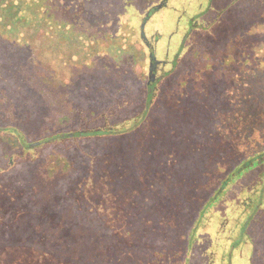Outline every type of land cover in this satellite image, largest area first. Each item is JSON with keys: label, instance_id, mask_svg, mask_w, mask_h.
<instances>
[{"label": "trees", "instance_id": "16d2710c", "mask_svg": "<svg viewBox=\"0 0 264 264\" xmlns=\"http://www.w3.org/2000/svg\"><path fill=\"white\" fill-rule=\"evenodd\" d=\"M67 1L0 0V80L10 82L11 87L17 84L21 90L19 98L16 99L10 91L11 88L9 90L8 86L0 85V145L3 148L0 161H5L9 166L0 167V174L18 169L12 167L15 158L28 160V167L13 177L12 186L4 189L5 194H0V212L3 214L0 224V259L6 261L0 264H11L15 259L5 256L13 249L12 246L19 251L25 246L32 251V255L38 251L39 263L42 262L41 258L48 257L46 253L51 251L49 244L57 242V239L62 237V232L67 233L72 240L69 245L59 248L62 264L108 263L111 258L116 257L119 264V244L102 234L99 227L64 200L65 188L71 179L79 177L80 174L85 176V166H88V160L85 158L89 154L88 151L95 153L106 147L124 144L130 147L129 156L124 158L132 161L136 176L141 178L145 176L143 168L151 167H137L139 160H144V155L165 139L179 140L177 145L181 149H178L176 158L179 178H173L169 191L163 192L168 196L162 199L168 201L165 220L161 225L163 231L152 233L149 241L155 245H164L163 251L168 253V257L173 255L172 258L177 263L189 264L194 258L193 246L198 244L197 241L194 242V234L199 229L210 228L214 211L224 202L246 215L248 219L251 218L247 228L242 226L239 231L240 238L249 235L254 222H260L256 215L264 214V89H256L259 96L252 99L251 103L242 102L241 105L232 107L220 93L207 88L211 89L210 108L207 112L198 111V96L194 93L192 103L188 104L189 101L180 95L181 84L173 85L171 91L170 87L167 92L164 91L171 76L183 65L194 68L200 65V61L196 59L198 54L216 55L225 51L224 47L199 46L194 48L187 59H182L181 54L186 48L188 37L196 26L195 17H191L187 24L188 31L182 36L179 50L171 62L158 59L156 54L163 38L162 33L156 29L157 31L149 37L145 30L149 17L144 20L142 29L140 28V39L147 49V58L143 53L141 56L147 63L146 72L142 77L131 71L126 74L121 71L119 74L113 69H108L102 75L109 78L113 73L114 79L96 83L94 78L100 71L101 58L110 60L106 54L93 55L91 60L96 66L94 71H90L88 75L77 73L70 84L57 77L55 71L45 77L33 75L34 69L39 65L55 70L54 56L57 48L62 50L61 62L69 67L73 63L70 52L75 49V42L78 46L77 54L84 55L90 49L96 51L95 45L100 42L106 49L121 48L124 52L135 44L130 33L125 40H121L120 36L117 37L106 29L104 31L106 20L98 10H94L89 1L79 3L77 12L67 7ZM159 8L160 6L156 5L151 12L158 11ZM241 8L247 9L250 14L247 17L245 16L248 11L242 14L238 24L249 23V28L246 34L239 35L242 32L239 29L237 33L230 35L226 38V44L234 43L235 50L242 46V51L247 54L245 64H249V71H255L256 77H259L264 75V0H247L234 9L241 12ZM78 38L80 42L77 41ZM87 40H90L91 44H87ZM125 43L128 48H123ZM39 46L48 51L35 53L34 56V51ZM45 56L51 63L42 64ZM139 63L141 65V62ZM226 66L228 70L231 68L232 72L238 68V64L226 65L219 62L218 70H225ZM167 67H170V70L166 71ZM214 67L215 65L211 68ZM212 75L221 77L217 72ZM222 79V83L226 84L227 78ZM89 80L97 84L95 86L99 88L100 93H120L132 91L136 87L140 105L133 115L121 122L109 123L106 119L104 125L84 127L100 115L96 109L80 101L82 90ZM158 99L161 104L156 103ZM175 99L176 106L168 107L165 104ZM20 100L26 101V104ZM157 104L162 108L159 120H155L153 112ZM232 108L240 118L235 127L236 129L240 126V131L232 132L226 141H222L215 134L216 131L201 135L195 130L199 125L209 127L210 131L214 130V116L231 112ZM202 114L207 117L200 118ZM243 114L247 120H243ZM6 115L15 117L16 120L12 118V121H8L14 123H7ZM154 121L159 131L154 130L151 134V129H154L151 124ZM233 126L230 125L231 130H234ZM190 130L193 132L189 133ZM239 139L246 150L240 147ZM67 141L73 144L63 147L61 144ZM252 142L254 145H251ZM49 144H55L56 148L45 158H41L39 151ZM59 147L66 152H58ZM69 154L76 158L72 159ZM122 155L124 153L119 152V157H123ZM240 180L248 183H242L237 188L236 184ZM140 192L143 199L138 203L139 208L145 209L155 203V198L148 188L140 187ZM231 198L235 200L236 205ZM13 199L18 202L17 208L6 211L7 206L14 207L10 203ZM177 199L186 209V221L180 224L166 219L173 215L171 208ZM218 203L220 205L216 207ZM51 208H56L62 215L60 224L54 228L49 226V217L45 215ZM17 210L19 216L16 214ZM229 222V219L225 218V221L219 224L217 234L231 232L228 230Z\"/></svg>", "mask_w": 264, "mask_h": 264}, {"label": "rangeland", "instance_id": "374dc122", "mask_svg": "<svg viewBox=\"0 0 264 264\" xmlns=\"http://www.w3.org/2000/svg\"><path fill=\"white\" fill-rule=\"evenodd\" d=\"M68 1L69 5L67 7L72 8L75 12L78 11L79 3L89 1L90 4H93L94 10H98L100 15L105 18L104 31L106 29L109 33L117 37L120 36L121 40H125L127 34L130 33L133 36L132 39L135 44L128 51L124 52L121 48L116 50L106 49L100 42L95 45L96 51L90 49L84 55L83 53L77 54L78 46L75 42V49L70 52V56L73 58L71 62L73 63L69 67L61 62L62 50L57 48L54 56L55 70L54 68L52 70L44 65H39L34 69L33 75L45 77L55 71L57 77L64 79L67 84H70L77 73L83 72L85 75H88L91 73L90 71H94L93 69L96 66L94 61L91 60L93 55L99 54L102 56L106 54L110 57V60L101 58L100 62L102 65H100V71L97 72L98 75L94 78L96 83L99 82L101 84L105 80L112 81L114 79L115 74L113 73H111L112 77L109 78L102 75L108 69H113L119 72V74L121 71L125 74L131 71L142 77L146 72L147 63L141 56L143 53L145 58H147V49L140 39V28L143 26L144 20L149 17L145 25V30L149 37L157 30L162 33L163 38L156 54L158 59H166L171 62L179 50L182 36L185 31H188L187 24L192 19L191 17H195L197 20L196 26L188 37L186 48L181 54L182 59H187L192 54L194 48L199 46L207 48L224 47L225 51L222 54L217 53L216 55L213 53L209 55L198 54L196 59L200 61V65L196 66V68L193 66L186 67V64L183 65L178 72L171 76V80L164 91L167 92L169 87V91H171L173 85L181 84L183 93L181 92L180 95L189 101L188 104L192 103V93H194L198 96V100H196L199 104L198 111L207 112L210 108L211 89L220 93L221 97L225 98L224 100L229 102L232 107H236L237 104L241 105L242 102L251 103L252 99H257L259 96L256 89H264V75L256 77L255 71H249V64H245L247 62L245 55L247 54L242 51V46H239L235 50L234 43L229 42L226 44V38L230 35L237 33L239 29L242 31L239 35L246 34L249 28V23L238 24V20L243 17L241 15L248 10L241 8L240 12L234 9L237 5L246 3L247 0ZM235 1L238 2L235 3ZM62 2L65 3L66 0H62ZM156 5L160 6L158 11L151 12V9ZM249 14L250 12L248 11L245 17L249 16ZM77 41L80 42V39L78 38ZM230 43L231 46L229 47ZM87 44H91V41L87 40ZM123 48H128L127 43L123 45ZM47 51L45 47L39 46L34 51V56L35 53H47ZM46 56L42 64L51 63ZM139 62H141V65ZM219 62H224L226 65L238 64V68L233 72L231 68L228 70L227 66L225 70H218ZM121 63L124 64L122 65ZM205 64L206 66H204ZM214 65L215 67L211 68ZM213 69L215 70L213 71ZM168 70H170V67L166 68V71ZM216 72L221 77L212 75ZM222 78H227L226 84L222 83ZM94 81L89 80L85 84L86 87L82 90L80 101L96 109L100 115L96 119L89 121L84 127L104 125L106 119L109 123L121 122L133 115L134 110L140 105L136 87L132 91L100 93ZM199 83H203V85ZM0 85L8 86L9 90L11 88L10 91L16 99L19 98V92H21L19 85L15 84L11 87L10 82L7 83L5 80H0ZM20 101L26 104V101ZM157 102L161 104L159 99ZM159 104L153 110L154 117H156L155 120H159L162 116V108L158 106ZM165 104L168 107H174L177 104V100H170ZM231 110V112L214 116L216 119L214 130L210 131L209 127L204 125H199V128L195 130L201 135L209 132L215 133L216 131L215 134L222 141H226L230 134L240 131V126L235 129L236 125L240 122V118L237 117V114L235 115L233 108ZM103 114L104 116H102ZM206 117L202 114L200 118ZM12 118L14 119L15 117ZM12 118L6 115L5 121L7 123H14V121L8 122L12 121ZM208 119L211 118L208 117ZM243 120H247L244 118V114ZM247 123H250V121H247ZM155 124H157L156 121L151 124V128H154L151 129V134L154 130L159 131L157 129L158 125L156 126ZM231 124L232 126L234 125V130H231ZM175 130L179 131L178 129ZM192 132L193 130L189 131V133ZM138 139L143 140L142 138ZM178 141H167L165 139L158 146L151 148L149 152H145L144 160H139L137 167L151 168H143L145 176L141 178L136 176L135 166L132 161H127L124 158V156H129L130 147H128V144L117 147H106L104 150L95 153L88 151L87 157L85 158L84 156L88 160V166H85L87 167L85 168V176L80 174L79 177L71 179L65 188L64 200L80 210L81 214L88 221H91L102 230V234L107 235L111 241L119 244V264H179L172 258L173 255H170V257L166 255L168 253L163 251L164 245H155L149 241L152 233L155 234L163 231L161 225H163L165 220V210L168 207V201L162 199L168 197L166 193L169 191V184L173 182V178H179L176 158L177 151L181 148L177 145ZM239 141L240 147L246 150V147L241 144L240 139ZM70 144L73 143L67 141L61 145L68 147ZM251 145H254L253 142ZM55 148V144L54 146L52 144L46 145L39 151L41 158H45ZM146 148L147 144L144 149ZM1 149L3 148L0 145V154ZM62 150L64 149L59 147L58 152H66ZM119 152L124 153L123 157H119ZM69 155H71L72 159L76 158V156L75 158L72 157V154ZM0 167L6 168L9 166L5 161H0ZM12 167L18 169L13 168L14 170L11 173L0 174V194H5L4 189L12 186L13 177L21 172L22 169L28 167V160L15 158V163ZM111 167H115V169ZM93 172L95 175H93ZM145 178L147 180H144ZM245 182L248 183V181L240 180L236 184L237 188L242 183L245 184ZM140 187L148 188L155 198V203L145 209L138 207V203L143 199ZM164 191H166L165 194L163 193ZM230 200L236 205L233 198ZM10 203L14 207L9 208L7 206L6 211L17 208V200L13 199ZM219 205L220 203L216 207ZM25 209L26 206H24L23 210ZM171 209L174 213L171 217L166 218L168 221L174 224L186 221V214L184 213L186 209L179 199L174 202V207ZM18 211H16V214H18ZM40 215H42V212ZM45 215L49 217L50 227L54 228L60 224L62 215L56 208H51ZM2 216L3 214L0 212V224ZM225 218L230 221L228 230H231V232L219 235L217 234V228L221 222L225 221ZM256 218L260 222L253 221V227L250 232L248 231L249 235L240 238V229L242 226L247 228L251 218L248 219L246 215H242L237 210H234L227 202L222 203L214 211L213 224L210 228L206 230L199 229L194 234V242L197 241L198 244L193 246L192 257L194 258H192L189 264H264V214H258ZM235 222L237 224H234ZM19 230L20 228L17 231ZM67 236V233L62 232V237H59L57 242L49 244L51 251L46 253L48 257L41 258L42 262L40 263L38 251L37 254L34 253L32 255V251L25 246L22 251L12 246L13 249L5 256L12 259L15 258L11 261V264H62L60 262L62 253L59 248L67 246L72 242L71 237ZM64 237L67 238L65 239ZM116 258H111L108 263L99 262L96 264H118ZM4 262L6 261L3 258L0 259V263Z\"/></svg>", "mask_w": 264, "mask_h": 264}]
</instances>
